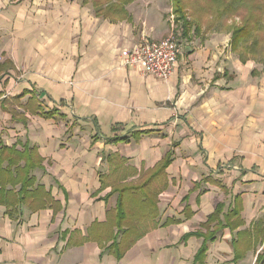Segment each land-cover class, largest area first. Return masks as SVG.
<instances>
[{
  "label": "crops",
  "instance_id": "crops-1",
  "mask_svg": "<svg viewBox=\"0 0 264 264\" xmlns=\"http://www.w3.org/2000/svg\"><path fill=\"white\" fill-rule=\"evenodd\" d=\"M123 9L111 18L92 0H0V140L35 148L31 173L58 203L0 205V264H256L263 60L243 57L221 22L184 23L171 0ZM171 32L167 80L122 65L121 50ZM157 166L155 201L138 220L117 212L134 197L119 188ZM236 240L249 244L237 258Z\"/></svg>",
  "mask_w": 264,
  "mask_h": 264
},
{
  "label": "trees",
  "instance_id": "trees-1",
  "mask_svg": "<svg viewBox=\"0 0 264 264\" xmlns=\"http://www.w3.org/2000/svg\"><path fill=\"white\" fill-rule=\"evenodd\" d=\"M130 1L132 0H92L96 11H102L111 18L124 17L123 5ZM171 4L177 17L191 26L198 27L200 20L210 26L217 22L223 23L224 28L231 31V42L235 46L242 45L243 57L249 55L260 58L264 63V0H171ZM235 15L240 22L233 20ZM229 18L232 23H228ZM3 70L0 64V73ZM41 162L42 158L37 156L34 147L7 146L0 140V205H5L8 213H12L20 202H30L43 207L50 205L54 206V209L58 206L46 187L38 184L31 173ZM157 167L139 184L119 188L121 194L134 197H130L133 199L132 205L120 204L117 212H125L127 207L131 213L137 215V220L140 218L138 215L142 213L138 212H141L144 206H148V203L155 201L152 193H157L158 188H151L149 182L163 171L162 167ZM115 190L118 191V188ZM217 213L216 209L208 220H215ZM261 223L264 228V217ZM244 243L246 242L235 241L236 258L242 255L249 245H243ZM261 253L256 264H264V251Z\"/></svg>",
  "mask_w": 264,
  "mask_h": 264
},
{
  "label": "built area",
  "instance_id": "built-area-1",
  "mask_svg": "<svg viewBox=\"0 0 264 264\" xmlns=\"http://www.w3.org/2000/svg\"><path fill=\"white\" fill-rule=\"evenodd\" d=\"M178 53L177 41L172 32L157 41L142 36L138 44L120 52L123 66L136 68L162 80L172 76Z\"/></svg>",
  "mask_w": 264,
  "mask_h": 264
},
{
  "label": "rangeland",
  "instance_id": "rangeland-1",
  "mask_svg": "<svg viewBox=\"0 0 264 264\" xmlns=\"http://www.w3.org/2000/svg\"><path fill=\"white\" fill-rule=\"evenodd\" d=\"M238 19H239V18H238L237 15H235V16L233 17V20H235V21H237V22H240V21H238ZM227 20L229 21V20H231V19L229 18V19H227Z\"/></svg>",
  "mask_w": 264,
  "mask_h": 264
}]
</instances>
